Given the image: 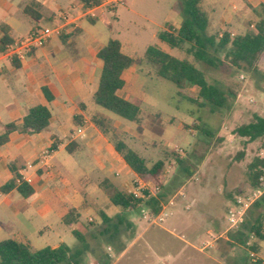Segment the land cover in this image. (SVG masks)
<instances>
[{
	"label": "rangeland",
	"instance_id": "rangeland-1",
	"mask_svg": "<svg viewBox=\"0 0 264 264\" xmlns=\"http://www.w3.org/2000/svg\"><path fill=\"white\" fill-rule=\"evenodd\" d=\"M175 1L126 0L116 13L100 16L94 25L87 19H82L79 24L86 32H95L104 42L119 40L124 46L123 52L134 58L143 59L147 47L154 46L182 59L186 58L183 52L169 48L154 35L169 4ZM247 30H251L249 22L240 28V32ZM223 56V52L217 54L220 60ZM195 66L205 74L208 82L238 93L230 109L217 108L204 101L200 104L182 101L176 95L177 87L165 81L167 86L164 87L147 84L150 93L165 102H159L153 108L142 105L141 134L137 132V123L126 121L99 106L95 111L112 121L113 130L107 136L111 142L112 134L123 137L125 143L145 157L150 165L162 159L165 152L169 154L162 174V192L166 190L167 197H175L173 214L162 223H154L149 220L152 214L149 210L144 218L139 208L128 213L121 209V214L114 216L111 223H105L100 208L113 214L115 206L104 205L112 190L103 187L105 196L85 198L78 224L55 226L44 235H29L35 249L53 246L59 238L72 251L83 249L72 234L76 228L86 241V249L77 264H103L106 255L112 259V264H232L233 261L236 264L237 259L245 258L243 247L232 246L228 240L235 231L229 228L227 211L237 191L250 190L248 166L261 153L260 141L247 142L238 137L235 130L255 116L264 117V62L256 71L237 69L228 64L216 68L204 63ZM142 69L146 73L155 66L145 61ZM196 92V89L186 90L189 94ZM155 112L160 116L156 117ZM177 154L183 159L182 165L173 159ZM111 172L112 181L119 179L114 176L117 172L121 177L125 176V171L115 165ZM101 180L102 176L94 173L90 182L84 180L82 185L94 188ZM120 217L124 218L123 224H118ZM127 221L134 226L127 225ZM129 244L126 253L120 257L117 250Z\"/></svg>",
	"mask_w": 264,
	"mask_h": 264
},
{
	"label": "crops",
	"instance_id": "crops-1",
	"mask_svg": "<svg viewBox=\"0 0 264 264\" xmlns=\"http://www.w3.org/2000/svg\"><path fill=\"white\" fill-rule=\"evenodd\" d=\"M28 1L0 0V25H6L11 30L14 42L22 41L33 31L60 25L63 17L68 20L63 32L75 31L67 44H63L59 36H53L45 46L28 52L24 60L0 53V132L9 123L19 125L28 109L35 105L47 106L52 114L49 126L43 132H13L9 142L0 148V187L13 178L10 164L14 163L18 173L23 171L24 176L31 177V187L34 190V195L28 199L15 190L0 196V241L17 235L26 238L33 245L29 235H44L55 226H66L63 223L65 215L70 209H77L80 213L85 198L105 196L103 187L106 190L116 187L128 191L137 176L115 151L109 138L90 120V115H98L95 112L98 111L97 105L92 100L98 89L102 70V62L97 53L110 39L104 42L95 32H86L80 26L79 21L89 20L85 7L76 0H35L42 5V18L37 22L31 21L24 14ZM260 2L261 0H202L201 6L209 20L207 34L224 30L232 35L240 34L243 33L240 28L246 22H249L252 29L257 21L253 9ZM119 8L103 9L96 18L97 21L100 16L116 13ZM135 14L146 20L139 13ZM182 21V0H176L169 4L155 37L167 25L178 30ZM108 28L111 29V24H108ZM2 36L0 30V46ZM13 58L18 67L14 65ZM142 70V67L132 66L123 73L125 86L119 94L141 108L142 105L153 108L157 103L165 101L153 96L147 84L162 87L167 85L165 80L149 76ZM44 88L53 96L52 102L47 101ZM154 115L158 117L160 113L155 112ZM75 117L82 120L84 136L71 139L70 135L77 128L74 124ZM48 148H52L54 153L47 162V167H43L39 164L40 155ZM68 148L73 150L72 154ZM29 165L33 167L29 168ZM114 165L125 171V176L121 177L117 172L114 176L119 179L112 181L110 176ZM94 173L102 176L97 186L90 188L82 185L84 180L90 182L91 174ZM109 204L111 202L108 197L104 205ZM100 212L113 219L122 211L115 206L113 214L101 208ZM126 224L134 226L131 221ZM60 239L50 247L56 248L65 243ZM130 245L122 248L120 257ZM255 247L264 264V239H257ZM244 259H237L236 264H243Z\"/></svg>",
	"mask_w": 264,
	"mask_h": 264
},
{
	"label": "trees",
	"instance_id": "trees-1",
	"mask_svg": "<svg viewBox=\"0 0 264 264\" xmlns=\"http://www.w3.org/2000/svg\"><path fill=\"white\" fill-rule=\"evenodd\" d=\"M84 7L98 6L100 0H76ZM202 0H182L183 21L178 30L167 25L164 30L157 33V39L165 43L171 49H178L186 55V58H177L171 54L156 48L148 46L144 52L143 59L134 58L123 52V45L117 39H110L97 53L98 59L102 62V70L99 77L98 89L94 93L92 100L95 105L117 115L118 117L138 124L137 132L142 133L141 123L142 108L140 105L125 99L119 94L125 86L123 73L132 66L142 67L144 62L155 66L147 72L149 76L156 79H163L173 83L177 87L176 95L182 101L192 104H200L201 101L209 103L214 107L224 110L230 109L238 93L232 89H224L217 84L208 82L205 74L198 69L195 64L204 63L210 67L216 68L218 65L228 64L237 69L256 71L261 62H264V0L260 5L253 9L257 17L254 27L244 33L232 35L228 30L215 32L212 35L207 34L209 20L206 12L203 10ZM42 5L29 0L24 9V14L33 22L42 18ZM90 23L95 24L96 18L88 17ZM2 31L0 53L9 54L10 47L16 44L11 37V30L6 25H0ZM66 32V31H65ZM62 32L59 38L63 44H67L75 31ZM221 34V37H220ZM224 53L223 60L217 57L218 53ZM16 67V59L13 58ZM143 71V70H142ZM187 89H196V94L186 93ZM48 102L53 101V96L48 89H43ZM52 117L51 111L47 106L35 105L28 109L22 122L17 125L9 123L3 131L0 132V148L6 145L13 132L22 134H38L43 132L48 126ZM91 122L105 135L108 136L113 130L112 121L99 115H90ZM74 124L77 128L82 127V120L79 117L74 118ZM238 137L247 139V142L260 141V150L264 151V117L255 116L254 119L239 126L235 130ZM112 143L115 151L123 159L128 168L137 176L144 180H151L156 184L163 186L162 174L169 161V154L164 153L162 159L153 164H149L147 159L141 156L137 151L130 148L123 137L112 134ZM70 154L73 150L68 148ZM173 159L178 165L183 164V159L177 154ZM264 166V158L255 156L248 166V186L255 188L258 185L260 168ZM10 170L13 178L5 185L0 187V196L6 195L11 191H17L23 198L28 199L34 195L31 185L24 181L17 183L20 178L18 170L14 163L10 164ZM109 190V200L112 205L119 207L122 211L137 209L141 201L134 199L131 195L122 189L111 187ZM165 190L160 196H167ZM233 195H231L232 197ZM233 200V199H232ZM152 214H157L160 209V203L157 199H152L146 204ZM103 222L111 223L101 212ZM81 214L77 209H70L63 218V223L72 227L80 222ZM118 224L124 223V218L118 219ZM116 226V225H115ZM74 237L83 245V249L72 251L66 244L61 243L58 247L50 246L42 249H35L33 245L24 237L13 236L0 241V264H70L78 263V258L83 255L86 249L84 235L76 228L72 230ZM250 234H254L257 239H264V199L255 203L249 210L244 224L240 229L229 235L228 240L232 246L243 247ZM125 246V245H124ZM121 246L117 251L122 252ZM254 250L257 251L256 247ZM112 259L106 255L103 264H112ZM243 264H250L245 256ZM257 264H262L259 261Z\"/></svg>",
	"mask_w": 264,
	"mask_h": 264
},
{
	"label": "built area",
	"instance_id": "built-area-1",
	"mask_svg": "<svg viewBox=\"0 0 264 264\" xmlns=\"http://www.w3.org/2000/svg\"><path fill=\"white\" fill-rule=\"evenodd\" d=\"M126 3V0H100L98 6L85 7L86 15L91 18H97L103 11V9L122 6ZM67 18H62L60 25L48 26L42 29L31 32L27 38L10 47L9 55L16 57L19 60H24L28 52L36 50L46 45L49 39L53 36H59L67 23ZM253 28V27H252ZM221 37V35H220ZM84 136V129L82 127L76 128L75 132L70 135L71 139ZM54 153L52 148L45 149L39 159V164L43 167H47V162L50 160ZM260 157L264 158V151H261ZM29 165V168H32ZM20 178L17 179L19 184L21 181L27 184H32L31 177H26L23 171L19 172ZM134 199L140 200L141 203L138 206L144 218H147L146 211L150 209L146 206L152 199H157L160 203V209L157 214H151L149 220L156 223H162L173 214L175 207V197H161L162 187L151 180H144L136 178L133 186L127 191ZM264 199V166L260 168V174L258 177V185L255 188H250L249 191L239 190L234 195L232 206L227 211V221L229 223L230 230H238L244 224L249 210L257 203ZM133 210V209H129ZM256 236L250 234L245 241L243 249L246 251L247 258L250 264H257L260 261V257L255 248Z\"/></svg>",
	"mask_w": 264,
	"mask_h": 264
}]
</instances>
